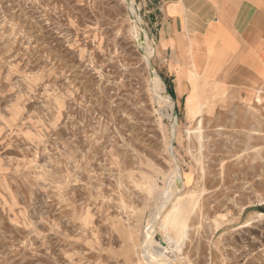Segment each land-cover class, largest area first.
Segmentation results:
<instances>
[{"label":"rangeland","instance_id":"obj_1","mask_svg":"<svg viewBox=\"0 0 264 264\" xmlns=\"http://www.w3.org/2000/svg\"><path fill=\"white\" fill-rule=\"evenodd\" d=\"M161 21L157 0H0V264H149L151 224L173 264H264V111L185 109Z\"/></svg>","mask_w":264,"mask_h":264},{"label":"crops","instance_id":"obj_2","mask_svg":"<svg viewBox=\"0 0 264 264\" xmlns=\"http://www.w3.org/2000/svg\"><path fill=\"white\" fill-rule=\"evenodd\" d=\"M157 1L162 21L156 41L185 109L187 98L213 108L234 96L249 109L263 108L264 0Z\"/></svg>","mask_w":264,"mask_h":264},{"label":"bare ground","instance_id":"obj_3","mask_svg":"<svg viewBox=\"0 0 264 264\" xmlns=\"http://www.w3.org/2000/svg\"><path fill=\"white\" fill-rule=\"evenodd\" d=\"M150 45H151V43H149V42H144V47H150ZM153 45V44H152ZM155 81L159 84V82H160V80L159 79H155ZM158 93H157V95H158V99L160 100V101H162V102H165V103H167V105L169 106V107H173V102H172V100L169 98V97H167V96H164L163 95V93L161 92V85H158ZM252 110H255V107H250ZM263 111H264V106H263ZM264 138V136H262V135H260L259 133H255V136L254 137H252L251 139L253 140V142H254V144H255V147H257V146H259V145H257V142L258 141H260L261 139H263ZM259 143V142H258ZM261 143H262V147H261V150H260V152H259V155H258V157L256 158V160L257 159H263V155H264V142H263V140L261 141ZM255 160V161H256ZM257 167L259 166V168H257V170H256V173H259L260 172V181H263L264 180V164H263V166H261L260 164H258V163H256L255 164ZM181 179V177L180 176H178V177H176L175 178V180L174 181H172L171 183H170V185H169V189H170V191H177V187L175 186L176 185V181H178V180H180ZM182 191V190H181ZM179 193V192H178ZM175 194V193H174ZM171 197H169L170 198V200L169 201H167L168 203H166V204H164L163 202L165 201V199H163L162 200V202L160 203V207L158 208V209H161L162 211V218H163V216H164V218H163V220H166V222H168L169 220H170V218L172 217V215H174V213L176 212V210L178 209H180V208H182L183 209V207H180L181 206V204L183 203V200L185 199V197H183V196H179V194H175V195H170ZM168 198V199H169ZM188 200V199H187ZM175 202V203H174ZM185 202V201H184ZM174 203V204H173ZM173 205L172 206V208L168 211V206L169 205ZM186 205V204H185ZM186 207V206H185ZM191 207V206H190ZM188 208V207H187ZM192 208V207H191ZM161 212L160 211H158V213H156V215L155 216H159L160 214H161ZM180 212V211H179ZM179 214L180 213H178V216H179ZM181 215V214H180ZM191 217V216H190ZM176 218V217H175ZM179 218V217H178ZM172 219H174V218H172ZM190 219V218H189ZM173 221V220H172ZM171 221V222H172ZM178 221V220H177ZM191 221V220H190ZM184 223V222H183ZM187 223V222H186ZM182 224V223H181ZM184 225V224H183ZM151 226H152V224H151ZM151 226H150V228H149V232H148V234H149V236H148V239H147V241H146V243H145V240H144V254H143V257L146 259V261L149 263V264H173L172 262H171V259H169L168 257H167V253L169 252H167L166 253V251L164 250V249H162L161 250V248H160V245H159V242L158 241H154V239H153V235L151 234ZM172 226H173V222H172ZM175 226V225H174ZM182 227V226H181ZM173 228V227H172ZM175 229H178L177 227L175 228ZM183 229V228H182ZM181 230V229H180ZM183 231V230H182ZM178 234V233H177ZM180 235V234H179ZM174 257H176V256H174ZM172 258V257H171ZM177 258V257H176ZM144 259V260H145ZM178 260V259H177Z\"/></svg>","mask_w":264,"mask_h":264}]
</instances>
